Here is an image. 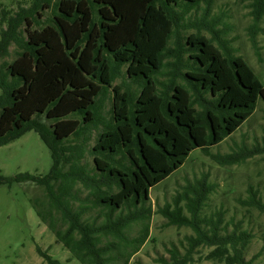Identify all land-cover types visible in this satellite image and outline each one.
I'll use <instances>...</instances> for the list:
<instances>
[{
	"label": "trees",
	"instance_id": "16d2710c",
	"mask_svg": "<svg viewBox=\"0 0 264 264\" xmlns=\"http://www.w3.org/2000/svg\"><path fill=\"white\" fill-rule=\"evenodd\" d=\"M22 1L2 19L0 61L11 47L15 58L0 63V147L36 131L53 165L44 176H0V185L43 189L32 203L69 261L130 264L151 235L152 189L194 151L210 156L237 133L264 101V83L215 27L200 28L215 0ZM257 6L264 12L263 0ZM209 195L198 182L159 209L170 225L194 233L185 254L172 247L163 264H193L204 247L213 249L208 261L256 264L263 252L246 258L250 232L230 231L223 214H203Z\"/></svg>",
	"mask_w": 264,
	"mask_h": 264
},
{
	"label": "rangeland",
	"instance_id": "374dc122",
	"mask_svg": "<svg viewBox=\"0 0 264 264\" xmlns=\"http://www.w3.org/2000/svg\"><path fill=\"white\" fill-rule=\"evenodd\" d=\"M22 6H26L22 0H0V37L6 29L2 21L4 12L14 14ZM209 13L208 16L206 12L207 20L205 16L198 20L200 28L205 25L208 29L215 27L217 35L247 60L264 83V12L257 6V0H215ZM208 29L203 34L211 37ZM193 32L196 30H191L190 34ZM14 58V47H11L10 56L0 63ZM99 109L95 105L98 116ZM110 109L108 102L106 112ZM91 127H96V123ZM96 139L97 134L89 143V149L93 148ZM85 162L89 169L95 168L94 158L89 153ZM52 165L51 151L36 131L0 147L2 177L44 176L51 171ZM198 182H204L210 189L203 214L208 217L223 214L230 231L250 232L254 238L246 258L253 259L263 252L255 263L264 264V212L253 204L254 200L264 204V101H260L255 115L237 133L211 149L210 156L194 151L181 170L152 189L151 235L130 264H163L170 258L168 250L172 247H178L185 254L187 238L194 234L192 229L170 225L159 209L173 204L177 195ZM42 194L43 189L33 183L0 185V264H47L38 254L37 246L49 251L61 264H80L76 259L69 261L71 253L56 243L54 234L39 219L32 198ZM85 195L82 191L80 197ZM138 229H134L133 236ZM211 250L199 248L193 264H218L206 260Z\"/></svg>",
	"mask_w": 264,
	"mask_h": 264
}]
</instances>
